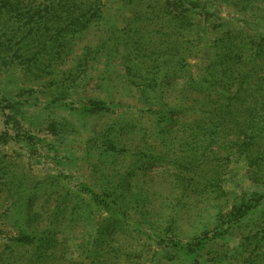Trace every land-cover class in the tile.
<instances>
[{
	"label": "rangeland",
	"instance_id": "374dc122",
	"mask_svg": "<svg viewBox=\"0 0 264 264\" xmlns=\"http://www.w3.org/2000/svg\"><path fill=\"white\" fill-rule=\"evenodd\" d=\"M201 6L200 25L179 35L161 0H0V132L21 137L0 143V264H264V142L193 139L200 103L196 115L188 110L203 94L184 87L206 74L222 36L256 48L264 0ZM249 53L221 69L234 88L246 74L264 79V56L252 62ZM177 58L182 67L164 75L161 106L149 105L139 86ZM8 96L25 113L19 128ZM95 98L116 106L81 114ZM179 101L186 118L168 133L159 112ZM257 101L242 112L264 128L262 93ZM124 185L140 206L118 199L132 219L121 224L82 189L121 194ZM255 195L260 204L247 219H228ZM36 227L53 231L56 247L39 249L40 235L18 241Z\"/></svg>",
	"mask_w": 264,
	"mask_h": 264
},
{
	"label": "trees",
	"instance_id": "16d2710c",
	"mask_svg": "<svg viewBox=\"0 0 264 264\" xmlns=\"http://www.w3.org/2000/svg\"><path fill=\"white\" fill-rule=\"evenodd\" d=\"M161 1L163 7L169 12L168 14H171V17L168 14H165V20L172 25V28L174 26L176 27V29H178L179 35L180 31H186L185 33H187L189 27L193 26L197 28L198 25H200V22H194L193 17L198 9H201L202 11L205 10L204 6H201V0ZM228 35L232 34L228 33ZM197 37L201 38L200 36ZM233 37L236 38L237 36ZM253 43L256 44V48L253 47ZM251 44L253 45L252 47H239L232 38L222 36L215 44L216 54H214V57L212 58L206 71V74L204 76L198 75L195 78H190L184 86L187 88V90L185 91L186 93L187 91H192L193 93L203 94V97L193 102L194 107L191 106L192 109H186H189L188 112L193 111V113H195L196 115V104L200 103L201 109L199 117L197 118V120H194V123H192L190 126L191 136L196 141H199V143L207 144V147H211L214 143L219 142L221 143V145L222 143L226 144L228 142L239 145V141H241V138H251L252 141H256V144L264 142V128L260 127L256 119L252 118L251 112H249L248 110L246 111V113L245 111L242 112V108L244 110V108L246 109L250 107L252 108L256 105L258 106L259 101L256 102V99L261 93L264 97V79L258 78L256 76L252 78L251 76L246 74L245 82L243 83L238 79V88L237 86H235L234 88L233 86L236 84L235 79H233L232 76H228L226 71L221 70L225 63L230 64L232 61H234V58L238 57L239 55L246 57L245 53L248 51H250V53L248 54V58L250 61L255 62L254 58L258 55L260 56V59H262L264 56V36H256L255 39H252ZM189 49L192 51L193 47L190 46ZM252 50H254L256 53L253 54ZM176 61L177 63L171 64V67L169 68L164 66L160 68L158 66L159 72L156 71V73L153 74V76H155L151 78L148 83H146V86H139V91L142 93L141 97H143V100H145L149 105L150 103H152V105L155 107L161 106L158 94L160 90L166 91L168 85L167 80L165 79L167 76L164 75L169 70L171 71V73H174L175 76L182 67V61H179L178 58ZM141 66L142 65H138L134 70H132V67H129V71L132 70L131 75L134 74V71H141ZM136 77V75L133 76V78ZM250 81L256 82V85H258L256 90L253 89L254 86L250 85ZM221 83H223L221 88L226 90V92L222 91L221 88L218 91L217 87ZM148 89L153 90L152 92L155 95L154 97ZM7 101L10 105L11 110H13L11 121L16 125L17 128H19L21 126L22 120L26 117L25 113L22 110H16L17 103L15 105H11L13 101L10 96L7 97ZM183 101L184 98L181 100V102ZM181 102L179 101L180 105L177 104L175 107L170 108V110H168V115L159 112L160 115L162 114V119L164 117L166 123L169 124L168 133L173 132L170 127H172L173 125L182 124V118H186V111L183 110L184 106H182ZM120 104L121 103H119V105ZM111 106L116 105H109V103L95 98L90 99L88 105H84L80 112L83 115L109 113L112 109ZM177 112H180V114H178L179 116L175 118L174 116ZM17 135L18 136H13L8 132H0V143L8 144L12 140L20 139L21 137L19 133ZM30 136L31 135L23 136L22 138L27 141H32L33 138ZM247 144L249 145L248 142ZM243 145H241L240 147H242ZM112 147H114V145H112ZM82 189L84 193L92 197L93 202L97 206L113 214V219H115L116 222L120 224L123 222H132V219L131 216H129V214L124 210L122 206L123 202H118V199L127 200L128 197H131L130 199L135 202L134 209L138 210L140 206V203L137 199V197H139L137 196V193L132 192L130 188L125 187V185L123 186L124 190L121 194H118L117 192L110 193L108 191L103 192V194H99L89 186H83ZM259 199L260 197L256 195L248 201L245 200V198L241 199L240 205L236 206L234 210L226 216L229 220L235 221V223L242 222L256 210L258 204H260ZM222 216L223 215L219 216L220 219H222ZM37 235H40L39 240L36 239ZM36 240L38 241L37 246L39 249L54 248L57 244V240L54 236L53 231H51L50 229L41 230L39 227H36L28 233L24 232V234H22L18 238V241L27 244L36 243ZM188 250L184 249L186 253L188 252Z\"/></svg>",
	"mask_w": 264,
	"mask_h": 264
}]
</instances>
